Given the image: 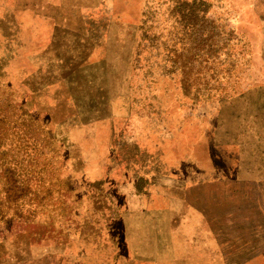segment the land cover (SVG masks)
Returning a JSON list of instances; mask_svg holds the SVG:
<instances>
[{"label": "rangeland", "instance_id": "obj_1", "mask_svg": "<svg viewBox=\"0 0 264 264\" xmlns=\"http://www.w3.org/2000/svg\"><path fill=\"white\" fill-rule=\"evenodd\" d=\"M0 264H264V0H0Z\"/></svg>", "mask_w": 264, "mask_h": 264}]
</instances>
